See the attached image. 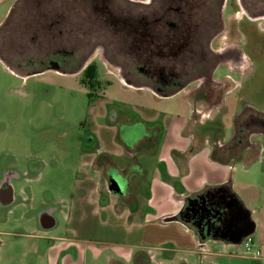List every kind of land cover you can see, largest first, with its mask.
Returning <instances> with one entry per match:
<instances>
[{
	"label": "crops",
	"instance_id": "crops-1",
	"mask_svg": "<svg viewBox=\"0 0 264 264\" xmlns=\"http://www.w3.org/2000/svg\"><path fill=\"white\" fill-rule=\"evenodd\" d=\"M109 78L121 96L120 105L111 112L106 103L114 99L105 95L90 106L83 124L87 134L81 138L80 177L72 196L55 204L63 210L52 228L53 240L44 253L35 245L23 256L45 259L46 264H89L88 252L96 253L98 242L93 241L99 238L111 240L117 258L128 264H264V190L256 180L243 184V162L230 166L212 161V148L205 145L211 144L208 137L195 141L191 125L198 110L191 93L162 97ZM175 100L181 103L179 109H173ZM193 147L198 150L193 152ZM110 177L123 181L121 192L109 191ZM22 188L17 193H24ZM217 189L251 211L259 231V256L240 255L229 243L201 240L184 221L164 222L179 215L192 195ZM26 200L31 215L35 201ZM74 247L81 248L78 261ZM156 250L164 253L158 263L151 253Z\"/></svg>",
	"mask_w": 264,
	"mask_h": 264
},
{
	"label": "flooded vegetation",
	"instance_id": "flooded-vegetation-1",
	"mask_svg": "<svg viewBox=\"0 0 264 264\" xmlns=\"http://www.w3.org/2000/svg\"><path fill=\"white\" fill-rule=\"evenodd\" d=\"M6 1L10 4L0 19V60L5 64H17L30 74L73 66L86 80L91 70L99 74L98 64L109 65L117 71H110L111 75L129 87L146 88L162 97L188 90L195 105L198 95L212 98L213 91L221 88L222 83L213 77L219 65L232 61L239 67L244 62L240 49L230 44L231 37L238 36V18L244 12L264 19V0H237L233 6L229 0H0V11ZM27 47L36 50L26 58ZM244 123L243 138L251 131L264 137V120L249 117ZM243 138L240 142L247 147L251 141ZM8 173L0 181V220L5 221L8 214L19 216L22 224L30 225L31 233L23 234L32 241L28 249L36 245L44 253L63 209L43 203L30 215L28 200H21ZM111 179L109 191L118 193L111 189ZM219 192L192 195L180 212L201 240L228 236L242 224L234 222L233 212L226 208L233 196ZM192 200H198L195 207ZM204 203L213 210L208 212ZM80 250L73 249L76 261Z\"/></svg>",
	"mask_w": 264,
	"mask_h": 264
},
{
	"label": "rangeland",
	"instance_id": "rangeland-1",
	"mask_svg": "<svg viewBox=\"0 0 264 264\" xmlns=\"http://www.w3.org/2000/svg\"><path fill=\"white\" fill-rule=\"evenodd\" d=\"M5 3L1 6L0 19L6 13L10 1ZM236 3L237 0H229L230 6ZM234 9L237 11V6ZM238 19L239 37L232 36L230 44L240 49L244 62L238 67L230 61L216 68L213 77L221 85H225L226 90L223 92L222 88H215L217 96L214 93V99L217 97V101L224 94V102L213 107L209 101H195L198 112L191 125L193 132L196 131V125L221 122L225 130L224 141L228 144L235 141L239 128L244 127L245 120L249 119L243 117L242 122L235 126V118L247 106L264 113V19H253L244 12ZM35 50L36 48L27 47L23 53L27 58L34 55ZM98 66L104 87L100 91H92L82 84L83 77L73 66L66 67L61 72L48 70L30 74L31 72L20 69L17 64H5L0 60V181L7 177L5 172H9L12 184L23 187L21 200L28 198L33 199L36 206L43 203L51 206L60 198L72 196L73 184L80 177L77 169L82 153L81 138H85L84 134H87L83 124L90 106L98 102L99 96L105 95L114 99V102L106 103L111 112L120 105L118 101L121 96L115 92L117 87L109 78L111 72L117 71L109 65ZM35 69L32 68L33 71ZM210 91L207 92L209 96ZM91 92L94 97H89ZM172 105L173 109H179L181 103L175 100ZM251 132L243 138L252 142L248 144L249 147L245 146L243 184L256 180L264 190V137ZM194 138L196 141L198 134ZM257 143L262 148L258 154L260 161L248 164L254 155L252 147ZM205 145L211 146L207 142ZM247 148L250 150H246ZM33 168L37 169L36 173L32 172ZM13 169L19 170L20 175L11 176L10 171ZM24 171L31 173L21 174ZM119 184L124 186L123 181ZM6 217L9 219L0 220V264H32L33 259L36 264H46L45 259L38 261L36 257L23 256L32 244L23 235L31 233L30 225L22 224L16 214ZM254 221L257 223L255 219ZM258 235L259 231L256 230L252 235L255 241ZM93 242L98 244L93 246L96 248L95 254L91 250L88 252L89 264H115L117 260L128 264L117 258L111 240L98 238ZM40 243L43 247L44 243ZM151 253L157 257V263L162 260L164 253L161 256L159 250ZM191 259L200 262L197 256Z\"/></svg>",
	"mask_w": 264,
	"mask_h": 264
},
{
	"label": "trees",
	"instance_id": "trees-1",
	"mask_svg": "<svg viewBox=\"0 0 264 264\" xmlns=\"http://www.w3.org/2000/svg\"><path fill=\"white\" fill-rule=\"evenodd\" d=\"M87 80L85 78H82L81 82L85 87L89 88L92 91H100L104 87V83H102L101 79L99 78L98 70L96 69L91 70ZM220 87L226 90L224 85H220ZM214 93L215 91L212 94L213 96L212 98H209L208 95L202 94V95H198L196 99L198 100L203 99V100L209 101V103L211 102V104L215 107L224 102V94L220 95V97H218V100L216 101L217 97L214 99ZM94 96L95 95L93 92L89 93V97H94ZM215 96H217L216 93H215ZM243 117L245 118L252 117L258 120H264V113L252 107L247 106L244 112L235 118L236 127L238 126L240 122H242ZM195 129L199 133L196 132L195 130H193V132L195 134H198L199 139H201V137L203 138L204 136L206 138L207 137L209 138L210 143H211V148H212V153H211L212 161L217 162L219 164L230 165V166H233L237 163L244 161L243 152L245 150V147L243 143L240 142V140L243 138L242 127L239 128L236 136L234 137L235 141L232 144L225 143L224 141L225 130H224L223 125L219 121L215 123L209 122V123H206L205 125H196ZM235 143H239V145L233 146V145H236ZM196 147L202 148V145H197ZM196 147H193V152H196L198 150L196 149ZM259 152H260V149H259V146H257L256 150L253 153L254 155H252L250 162L248 164L255 162L256 158L258 157Z\"/></svg>",
	"mask_w": 264,
	"mask_h": 264
},
{
	"label": "water",
	"instance_id": "water-1",
	"mask_svg": "<svg viewBox=\"0 0 264 264\" xmlns=\"http://www.w3.org/2000/svg\"><path fill=\"white\" fill-rule=\"evenodd\" d=\"M120 180L119 179H111V189L116 191V192H121V185L119 184ZM225 201V198H224ZM225 203V202H224ZM198 204V200H192L191 201V206L195 207ZM205 209L209 211L213 210L204 203ZM226 208H228L230 211L233 212V215L235 216L234 222H237V220L241 221V226L238 231H231L228 233V236H221L219 239H215L217 241L221 242H226L234 246H239L243 240L248 237L252 236L256 230H257V224L256 222L252 219V214L251 211L247 210L241 203L240 201L232 197L229 199V201L226 203ZM215 209V208H214ZM217 213L219 215L222 214L220 208H217ZM184 221L183 217L181 218V213L179 215L174 216V217H168L164 220V222L169 223V222H174V221ZM243 220H246L245 224L243 225ZM217 238V237H216Z\"/></svg>",
	"mask_w": 264,
	"mask_h": 264
},
{
	"label": "built area",
	"instance_id": "built-area-1",
	"mask_svg": "<svg viewBox=\"0 0 264 264\" xmlns=\"http://www.w3.org/2000/svg\"><path fill=\"white\" fill-rule=\"evenodd\" d=\"M236 248L238 249V253L243 256L251 257L260 255V250L253 236L246 237Z\"/></svg>",
	"mask_w": 264,
	"mask_h": 264
}]
</instances>
